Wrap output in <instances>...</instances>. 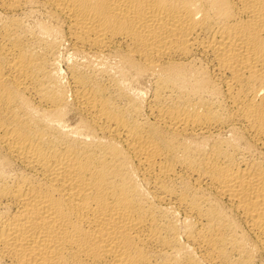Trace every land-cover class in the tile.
Segmentation results:
<instances>
[{
  "label": "bare ground",
  "instance_id": "6f19581e",
  "mask_svg": "<svg viewBox=\"0 0 264 264\" xmlns=\"http://www.w3.org/2000/svg\"><path fill=\"white\" fill-rule=\"evenodd\" d=\"M0 264H264V0H0Z\"/></svg>",
  "mask_w": 264,
  "mask_h": 264
},
{
  "label": "rangeland",
  "instance_id": "374dc122",
  "mask_svg": "<svg viewBox=\"0 0 264 264\" xmlns=\"http://www.w3.org/2000/svg\"><path fill=\"white\" fill-rule=\"evenodd\" d=\"M63 46H64V48H63ZM67 48V45L66 44H63L62 45V47H60V49H59V61H58V63H60L59 64V67H61V70H63L64 71V67H65V61H66V59H68L69 57H70V55H71V53H69L68 51H69V49H66ZM63 49V50H62ZM63 52H62V51ZM61 52V53H60ZM71 52V51H70ZM66 54V55H65ZM64 56V57H63ZM67 56H69L68 58H67ZM72 56V55H71ZM61 58V59H60ZM66 58V59H65ZM63 68V69H62ZM63 71H61V72H63Z\"/></svg>",
  "mask_w": 264,
  "mask_h": 264
}]
</instances>
